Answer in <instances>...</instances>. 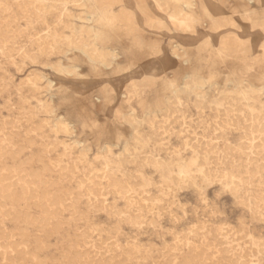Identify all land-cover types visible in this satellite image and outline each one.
<instances>
[{
    "label": "rangeland",
    "instance_id": "1",
    "mask_svg": "<svg viewBox=\"0 0 264 264\" xmlns=\"http://www.w3.org/2000/svg\"><path fill=\"white\" fill-rule=\"evenodd\" d=\"M193 3L180 36L153 0L109 6L132 33L92 31L98 2L0 0V264H264V0ZM209 16L239 51L216 53Z\"/></svg>",
    "mask_w": 264,
    "mask_h": 264
},
{
    "label": "bare ground",
    "instance_id": "2",
    "mask_svg": "<svg viewBox=\"0 0 264 264\" xmlns=\"http://www.w3.org/2000/svg\"><path fill=\"white\" fill-rule=\"evenodd\" d=\"M90 2H98L99 3V8L98 11L92 12L90 16L92 18H95V21L97 23V26L93 28L92 31L97 30L98 33L101 31L103 27H106L105 25H111L114 24L113 22L119 23L118 26L122 27L124 31L127 32H134L135 31V24L133 23V15L131 12L128 10H123L117 13L116 15H112L110 13V5L114 0H89ZM80 2V1H79ZM78 2V3H79ZM196 2V1H194ZM199 2V1H198ZM77 3V2H76ZM154 5H156L157 9L160 11H164L169 8L167 14L165 15L166 19L170 22L171 26L174 28L173 30H176L179 32V35L182 36L184 33H187L188 35H193L197 33V29H193L189 25V19L192 16V9H193V0H153ZM83 4V3H82ZM198 5V3H197ZM81 7V6H80ZM145 8V7H143ZM146 10V9H145ZM165 12V13H166ZM149 24L148 26L151 28H156V29H162L166 27V23L164 22V18L162 15H159L157 17H151L149 19ZM146 26V27H148ZM200 26L202 28V31L206 32L209 34L210 31H215L216 33H219L220 37V42L218 49L216 51L217 54H234L235 52L239 51L238 49V44L240 43L241 37L232 29L230 28H222L224 26V22L218 18H214L213 16H209L208 18H204L200 22ZM251 27V26H250ZM230 29V30H229ZM252 29V28H251ZM7 31V30H6ZM115 31V29H114ZM126 32V33H127ZM7 33V32H6ZM5 33V34H6ZM263 33V32H262ZM8 34V33H7ZM128 34V33H127ZM9 35V34H8ZM11 35V34H10ZM14 35V34H13ZM7 36V35H6ZM97 36V35H96ZM12 38V37H11ZM91 38V37H90ZM13 39V38H12ZM136 43H145L149 44L150 46L152 45L155 48V52H159V48L157 46V40L153 38H144L140 35H137L135 38ZM10 40V39H9ZM72 41V40H71ZM134 42V41H133ZM1 43V42H0ZM18 48L16 47V50ZM21 49V48H20ZM75 49L80 52L84 57H87L89 61L97 63L99 66L111 68L115 64H118V57L119 55L124 53V51L120 47H115V49L118 51V54L114 51H108L107 54L109 57H111L114 60V65L111 63V59H107L106 57H103L101 55L100 57H92L90 53V49L85 46V44H77L75 46ZM12 50V49H11ZM63 52V51H62ZM175 57L178 58V60L181 61V63H185V59L182 58L180 55H175ZM122 63V61H121ZM62 64V63H61ZM140 67V66H139ZM34 79V78H33ZM135 85V84H134ZM173 90V89H172ZM180 90L174 89L173 92V97L177 98L179 95ZM130 94V91L126 89L124 91L123 95L126 101H128V95ZM97 97L100 98V94L98 93L96 95ZM97 100V99H96ZM99 103L101 102L100 99L98 101ZM172 100L167 102V105L170 106ZM103 104V101H102ZM101 104V106H102ZM232 105V104H231ZM93 104H90V107H92ZM260 109L264 110V103L260 104ZM240 109V108H239ZM262 111V110H261ZM264 112V111H263ZM262 112V115L264 116V113ZM166 116V115H165ZM169 117V114H167ZM120 117H122L127 123L130 124L132 127V130L137 132L139 130V127L137 123L133 122L130 118L125 117L124 114L120 113ZM145 122H149L150 125L155 123V120H151L147 116L143 118ZM165 120V119H164ZM140 121V120H139ZM165 122V121H164ZM172 122H174L175 127L177 128L179 126L178 122L176 119H172ZM138 134V133H137ZM1 137V136H0ZM264 141V140H263ZM165 144V143H164ZM6 145V144H5ZM264 149V147L262 148ZM16 151V150H15ZM264 152V151H263ZM125 153V152H124ZM150 156V155H149ZM210 157V154L208 152H204L202 155V158L198 154L192 156L189 159L188 164H183L181 162L176 163V168L177 172L179 173V176L181 178H186L188 176H193L192 174V167H195L197 171H200L202 161L205 159H208ZM169 161V160H168ZM233 169V168H231ZM48 171V170H47ZM236 172V171H235ZM18 174V173H17ZM30 180V179H29ZM114 180V179H113ZM59 182V181H58ZM16 183V182H15ZM18 183V182H17ZM22 183V182H21ZM97 183V182H96ZM115 183V182H114ZM26 185V184H25ZM31 185V184H30ZM32 187V186H31ZM125 188V187H124ZM123 188V189H124ZM122 189V188H121ZM27 190V188H26ZM124 191V190H123ZM4 195V194H3ZM13 196V195H12ZM20 197V196H19ZM37 197V196H36ZM59 197V196H58ZM39 198V197H38ZM42 198V197H41ZM94 198V197H93ZM61 199V197H60ZM23 200V199H22ZM21 200V201H22ZM36 200V199H35ZM46 200V198L44 199ZM43 200V203H44ZM49 201V200H48ZM24 202V201H23ZM34 202V201H33ZM52 202V201H51ZM19 204V203H18ZM53 206V205H52ZM102 206V205H101ZM27 207V206H26ZM35 207V206H34ZM59 207V206H58ZM36 208V207H35ZM54 208V207H53ZM109 208V207H108ZM43 209V208H42ZM1 210V209H0ZM49 211V210H48ZM56 215V214H55ZM10 216V215H9ZM30 219V217H29ZM51 220V219H50ZM41 221V220H40ZM50 222V221H49ZM48 224V223H47ZM34 225V224H33ZM43 225V223H42ZM94 226V225H93ZM55 231V230H54ZM19 237V236H18ZM11 243V242H10ZM15 243V242H14ZM205 243V242H204ZM6 244V243H5ZM4 244V245H5ZM264 245V244H263ZM234 246V245H233ZM22 247V246H21ZM24 248V247H23ZM168 249V248H167ZM227 249V248H226ZM20 250V249H19ZM21 251V250H20ZM167 251V250H166ZM168 252V251H167ZM66 254V253H65ZM3 256V255H2ZM64 256V255H63ZM166 256V255H165ZM237 256V254H236ZM247 257V256H246ZM69 258V257H68ZM87 258V257H86ZM79 259V258H78ZM207 259V258H206ZM239 259V258H238ZM25 260V259H24ZM84 260V259H83ZM90 260V258H89ZM123 260V259H122ZM226 260V259H225ZM19 261V260H18ZM107 261V260H106ZM170 261V260H169ZM231 261V260H230ZM63 262V261H62ZM80 262V261H79ZM104 262V261H103ZM111 262V261H110ZM105 263V262H104ZM107 263V262H106ZM115 263V262H114ZM217 263V262H216ZM16 264V263H15ZM201 264V263H200ZM222 264V263H221Z\"/></svg>",
    "mask_w": 264,
    "mask_h": 264
}]
</instances>
